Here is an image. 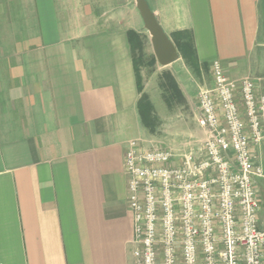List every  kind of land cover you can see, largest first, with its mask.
<instances>
[{"label": "crops", "instance_id": "crops-1", "mask_svg": "<svg viewBox=\"0 0 264 264\" xmlns=\"http://www.w3.org/2000/svg\"><path fill=\"white\" fill-rule=\"evenodd\" d=\"M133 1L0 0V264H138L124 166L143 135L134 29L102 28L115 14L98 7ZM146 1L173 43L189 36L208 88L219 61L264 95V0ZM252 153L264 167V143Z\"/></svg>", "mask_w": 264, "mask_h": 264}, {"label": "built area", "instance_id": "built-area-1", "mask_svg": "<svg viewBox=\"0 0 264 264\" xmlns=\"http://www.w3.org/2000/svg\"><path fill=\"white\" fill-rule=\"evenodd\" d=\"M214 86L200 90L203 148L185 154L130 141L124 155L138 264H264L252 147L264 143V95L254 81L229 79L212 63Z\"/></svg>", "mask_w": 264, "mask_h": 264}, {"label": "rangeland", "instance_id": "rangeland-1", "mask_svg": "<svg viewBox=\"0 0 264 264\" xmlns=\"http://www.w3.org/2000/svg\"><path fill=\"white\" fill-rule=\"evenodd\" d=\"M98 7L102 13L106 12L104 17L115 14V19L101 18L102 28L122 25V27L134 29L132 31L141 36L142 49L138 48L135 51V59L142 86L140 98L145 97L144 107L148 120L145 123L141 120L143 135L130 141H139L146 149L161 147L178 154L199 152L209 138V132L201 128L198 123L201 116L198 93L208 88L207 86H211L208 70L199 66V69L195 71L186 63L179 51V60L168 66L160 65L154 54L151 35L146 30L134 1L128 6L99 4ZM153 57L156 59L155 64L152 63ZM211 74L213 79L212 66ZM172 79L177 83L178 92L173 89ZM249 79L254 81L252 78ZM258 197L259 218L262 226L264 225L262 224L264 223V204L262 205L260 196Z\"/></svg>", "mask_w": 264, "mask_h": 264}, {"label": "water", "instance_id": "water-1", "mask_svg": "<svg viewBox=\"0 0 264 264\" xmlns=\"http://www.w3.org/2000/svg\"><path fill=\"white\" fill-rule=\"evenodd\" d=\"M136 2L144 26L151 35V42L158 63L162 66H168L179 60L180 55L175 44L159 24L147 1L137 0Z\"/></svg>", "mask_w": 264, "mask_h": 264}, {"label": "trees", "instance_id": "trees-1", "mask_svg": "<svg viewBox=\"0 0 264 264\" xmlns=\"http://www.w3.org/2000/svg\"><path fill=\"white\" fill-rule=\"evenodd\" d=\"M128 39H129V45L131 48V53L133 54V64H134L136 78H137L138 91H139V93H141L142 92V86H141L138 66H137L136 59H135V51L138 48H139V50L142 49L141 36L138 33H136L135 31L131 30L128 32ZM174 43H175L180 55L184 58L186 63L190 67H192L195 71H197L199 69V65L197 63L196 54H195V51L193 49V46H192V43H191L189 36L188 35L179 36V37L177 36V38H175ZM152 63L153 64L156 63V59L154 57L152 58ZM172 85H173V89L178 92L179 90L177 87V83L173 79H172ZM144 98L145 97L142 96L139 100V103H138V109H139L141 120L143 123H145L148 120L147 111H145V107H144V105H145Z\"/></svg>", "mask_w": 264, "mask_h": 264}]
</instances>
